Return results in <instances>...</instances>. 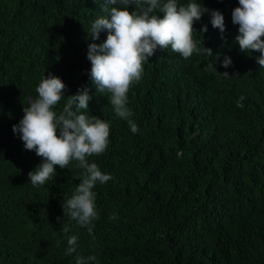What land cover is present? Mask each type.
I'll use <instances>...</instances> for the list:
<instances>
[{
	"label": "trees",
	"instance_id": "1",
	"mask_svg": "<svg viewBox=\"0 0 264 264\" xmlns=\"http://www.w3.org/2000/svg\"><path fill=\"white\" fill-rule=\"evenodd\" d=\"M92 1L0 0V264H264L260 53L241 51L233 34L220 46L208 32L199 56L150 59L127 93L133 134L90 78L88 45L100 44L89 36ZM49 75L65 96L87 88L89 110L110 124L109 149L90 157L112 177L93 189L91 233L63 213L82 175L33 186L28 173L41 158L12 131ZM71 235L77 251L66 255Z\"/></svg>",
	"mask_w": 264,
	"mask_h": 264
},
{
	"label": "clouds",
	"instance_id": "2",
	"mask_svg": "<svg viewBox=\"0 0 264 264\" xmlns=\"http://www.w3.org/2000/svg\"><path fill=\"white\" fill-rule=\"evenodd\" d=\"M92 2L94 6L88 14L91 15L89 36L92 40L100 36V44L88 45L90 78L96 93L111 94L114 112L127 120L133 134L139 128L130 119L133 113L127 107V93L134 82L143 78L145 64L158 54L168 53L187 61L199 56L201 48L197 45L209 42L208 32L220 46L226 43L227 35L233 34L232 40L238 43L241 51L260 53L256 61L264 67V39H261L264 37V0ZM202 50L207 57H212L211 45L209 49L202 45ZM220 57L217 54L216 60ZM231 64V59L226 57L223 67ZM221 74L229 77L227 72ZM35 91L36 98L29 97V106L23 107V118L12 126L24 148L41 158L35 170L28 173V179L33 186H41L62 172L69 173L70 178L78 179L82 175L63 213L91 233L89 226L98 219L93 189L98 182L104 184L112 177L103 173L100 165L90 157L100 156L109 149L110 124L89 110L92 96L87 88L65 96L66 85L60 78L49 75L44 76ZM243 99L240 97V101ZM56 106L59 113L54 111ZM116 218V214L109 217ZM71 225L73 231L75 226L72 222ZM77 240L76 235L67 237L66 255L76 253ZM87 260H95V257L89 256ZM87 260L77 256L76 264H87Z\"/></svg>",
	"mask_w": 264,
	"mask_h": 264
},
{
	"label": "bare ground",
	"instance_id": "3",
	"mask_svg": "<svg viewBox=\"0 0 264 264\" xmlns=\"http://www.w3.org/2000/svg\"><path fill=\"white\" fill-rule=\"evenodd\" d=\"M201 47H202V46H201ZM232 48H233V46H232ZM244 53H245V52H244ZM240 59H241V58H240ZM237 60H238V59H237ZM232 61H233V60H232ZM238 61H239V60H238ZM246 64H247V63H246ZM254 65H255V64H254ZM222 66H223V65H222ZM244 66H245V65H244ZM246 67H247V66H246ZM248 67H249V66H248ZM251 67H252V66H251ZM255 67H256V66H255ZM258 68H259V67H258ZM260 68H261V67H260ZM260 68H259V69H260ZM250 69H251V68H250ZM255 69H256V68H255ZM263 70H264V69H263ZM228 71H229V69H228ZM261 71H262V70H261ZM253 73H254V72H253ZM259 74H260V73H259ZM262 74H263V73H262ZM11 76H12V75H11ZM256 76H257V75H256ZM256 76H255V77H256ZM258 76H259V75H258ZM261 76H262V75H261ZM256 78H257V77H256ZM263 80H264V78H263ZM260 81H261V80H260ZM257 82H258V81H257ZM262 83H263V82H262ZM228 84H229V83H228ZM257 84H258V83H257ZM257 86H258V85H257ZM260 90H261V89H260ZM262 91H263V90H262ZM260 93H261V92H260ZM262 95H263V94H262ZM249 101L251 102V100H249ZM109 201H110V200H109ZM111 202H112V201H111ZM108 205H109V204H107V207L110 206V205H109V206H108ZM111 205H112V204H111ZM114 205H115V204H114ZM114 205H113V207H114ZM127 205H128V204H127ZM132 205H133V204H132ZM100 206H102V205H100ZM111 207H112V206H110V208H111ZM113 207H112V208H113ZM96 208H97V207H96ZM103 208H104V206H103ZM112 208H111V209H112ZM119 208H120V207H119ZM121 208H122V207H121ZM129 208H130V206H129ZM131 208H135V207H134V206H131ZM137 208H138V207L136 206V210H138ZM122 209H123V208H122ZM139 209H140V208H139ZM104 210H105V208H104ZM120 210H121V209H120ZM130 210H131V209H130ZM136 210H134V211H136ZM140 210H141V209H140ZM140 210H139L138 213H140ZM134 211H131V212H134ZM125 212H126V211H125ZM127 212H129V211H127ZM131 212H130V213H131ZM99 213H100V212H99ZM102 213H103V210H102ZM102 213H101V214H102ZM130 213H128V215H129ZM138 213H137V214H138ZM103 214H104V213H103ZM103 214H102V215H103ZM134 215H135V214H134ZM128 217H131V215L128 216ZM74 225H75V224H74ZM80 229H81V228H80ZM88 261H89V260H88ZM88 261H87V262H88ZM89 262H91V261H89ZM87 264H89V263H87Z\"/></svg>",
	"mask_w": 264,
	"mask_h": 264
}]
</instances>
